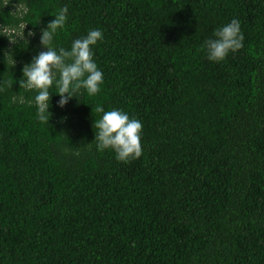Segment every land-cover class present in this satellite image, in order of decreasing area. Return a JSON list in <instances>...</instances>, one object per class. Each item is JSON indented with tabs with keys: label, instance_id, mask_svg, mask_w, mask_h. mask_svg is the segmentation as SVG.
<instances>
[{
	"label": "trees",
	"instance_id": "1",
	"mask_svg": "<svg viewBox=\"0 0 264 264\" xmlns=\"http://www.w3.org/2000/svg\"><path fill=\"white\" fill-rule=\"evenodd\" d=\"M64 6L53 46L100 29L103 84H54L44 124L18 81ZM0 89V264H264V0H0ZM97 105L141 121L140 158L97 150Z\"/></svg>",
	"mask_w": 264,
	"mask_h": 264
},
{
	"label": "clouds",
	"instance_id": "2",
	"mask_svg": "<svg viewBox=\"0 0 264 264\" xmlns=\"http://www.w3.org/2000/svg\"><path fill=\"white\" fill-rule=\"evenodd\" d=\"M68 7L64 6L55 14L46 28L41 30L40 44L46 51L39 52L30 63L22 67L23 78L18 81L20 88L36 90L34 103L37 108V119L48 124L52 113L48 111L50 91L55 84L60 96L58 105L64 107L68 101L76 97L81 89L88 95L94 96L101 90L103 72L98 69L93 59L92 46L103 40L100 29L90 30L86 36L75 39L70 50L61 47L58 50L53 46V39L58 29L65 27L68 19ZM29 36L34 33L29 32ZM244 36L241 32L240 21L232 19L231 22L216 29L213 38L205 40L202 48L206 49L207 58L213 62L223 61L230 52H236L243 47ZM11 64L15 61L9 53ZM12 87V81H7ZM2 90V89H0ZM21 101L23 97L19 98ZM17 97H13L15 102ZM32 103V101H29ZM95 112L103 113L102 117L93 126L97 129L95 134L98 151L112 150L118 161L128 163L143 155L141 134L143 125L135 117L120 109L105 111L97 105ZM63 119V118H62ZM79 155V153H76Z\"/></svg>",
	"mask_w": 264,
	"mask_h": 264
}]
</instances>
